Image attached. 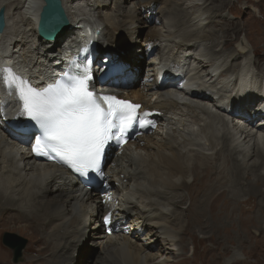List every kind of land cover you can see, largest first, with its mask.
I'll return each mask as SVG.
<instances>
[{"label": "bare ground", "instance_id": "obj_1", "mask_svg": "<svg viewBox=\"0 0 264 264\" xmlns=\"http://www.w3.org/2000/svg\"><path fill=\"white\" fill-rule=\"evenodd\" d=\"M60 1L69 28L61 39L46 42L37 34L43 0H0L5 23L0 69L9 67L40 87L58 68L51 62L62 64L89 32L88 40L96 45L93 69L126 60L103 84L91 83L94 90L162 115L122 149L121 162L132 173L110 167L101 183L89 187L32 155L31 136L14 129L24 116L20 105L0 83V219L19 223L42 217L29 223L34 230L43 228L40 256L32 259L27 252L23 264H87L86 244L100 250L94 264H174L181 252L179 235L191 233L192 225L198 231L227 232L243 195L255 196L258 203L255 211H246L251 217L237 219H253L256 228L264 229V68L247 58L244 41L227 50L224 28L214 26L230 18L209 7L215 0H133L124 11L119 5L125 0ZM225 3L220 0V7ZM150 22L154 25L142 42L116 41V36L139 38ZM210 164L215 170L205 168ZM207 169L221 176L214 183L203 181L201 171ZM111 192L118 198L110 199ZM185 201L189 204L180 209ZM105 214L111 218L108 227L98 220ZM0 264L8 262L1 256Z\"/></svg>", "mask_w": 264, "mask_h": 264}, {"label": "snow or ice", "instance_id": "obj_2", "mask_svg": "<svg viewBox=\"0 0 264 264\" xmlns=\"http://www.w3.org/2000/svg\"><path fill=\"white\" fill-rule=\"evenodd\" d=\"M92 79L87 63L72 64L55 83L39 91L11 69H0L7 94L15 93L21 114L35 125V131L26 126L21 129L35 136L33 153L57 160L78 176L95 172L103 178L106 146L125 141L134 123L141 128L146 124L136 115L140 105L96 93ZM110 223V215L105 216V226Z\"/></svg>", "mask_w": 264, "mask_h": 264}, {"label": "rangeland", "instance_id": "obj_3", "mask_svg": "<svg viewBox=\"0 0 264 264\" xmlns=\"http://www.w3.org/2000/svg\"><path fill=\"white\" fill-rule=\"evenodd\" d=\"M125 1L126 2L124 5H122V4L119 5L123 9V11L130 8V4L133 2V0H125ZM196 2H201V0H196ZM206 2H207V4H211L209 0H207ZM226 2H227V4L225 3V5H223L222 7H220V0H218V1L215 0V1H213L212 5H209V7H213L215 10L216 9L218 10V12L215 11L216 13L223 12V13L227 14L230 18V22H229V20L226 22L224 21L225 24H223L222 26H219V27L214 26V29L219 30L221 27L224 28V34L227 37V39L230 40V41L228 40L226 42L227 45L225 47L227 48V50H231V48L233 47V51H234V46L237 43L244 41L243 43L246 45V50H247L246 51L247 58L249 60H252V61H254V60L257 61V63H258L257 68L259 67L258 68L259 70L263 69L264 68V0H228V1L226 0ZM214 5L217 8H215ZM10 7H13V6L11 5ZM153 25L154 24L152 22L148 23L147 26L145 24V27L142 29L141 35L139 38H137L134 35V37H131L130 39L128 38V39L121 40L120 39L121 37L116 36V41L119 39L120 41H123L125 43L133 44L138 39L142 42L141 39H143L145 37L148 29H150V27H152ZM227 28H229V30L226 32L225 30ZM234 28H236V29H234ZM114 42H115V40L112 41L113 44H114ZM100 51L105 52L103 50H100ZM107 52H109V50ZM132 57H133V55H132ZM122 62H123V60H122ZM121 63H119V65L123 66ZM125 63H126V60L123 62V64H125ZM261 66H262V68H261ZM142 76H143V73L141 72L140 76L138 77V80H141ZM254 105L257 106L258 104L255 103ZM258 120H261V117H258L257 119H255L254 122H256ZM131 149H133V147ZM136 153L137 154H143L142 151H139ZM121 157H122L121 154H118L117 156L113 157L112 160L109 162V164L108 163L106 164V166L104 168V172L108 168L112 167V168H116L118 170L123 169L126 172L132 173L133 169L131 170L129 167H127V165L124 163V161L121 162ZM214 161H218V163L216 165L221 163L220 158H218ZM230 165H231V162L229 161L228 166H230ZM205 168H209L211 170L212 169L211 164L209 165V167L205 166ZM209 169L201 171L202 175H203V181H207L209 183H214L215 178L221 176V171H218V172L216 171L214 173H211ZM212 170H215V169H212ZM262 172H264V171H262ZM109 176H111V175L109 174ZM204 178H206V179H204ZM221 179L224 182L226 181L227 184L229 183V181L226 179L225 176L221 177ZM228 185H230V183ZM193 187L196 188L197 186H194L192 184L191 188L193 189ZM101 192H102L101 194H104V191H101ZM111 193H112L111 196H113V197L117 196L115 192L114 193L111 192ZM180 193H181V195H184L185 198L189 197L188 195H186V193L184 191L179 192V194ZM243 196H245V197H243V198L241 197L242 199H240L241 202L243 201L242 202L243 204L241 203L240 206L237 208V211L235 210L233 212V215L231 217L232 223L230 222L231 226H229L230 228L228 227L227 232H225L223 229H222V231H217V232L215 231V233L211 232V231L208 232L207 230L204 231V229H203V231H198L196 229L197 227L195 225H192V232L191 233L180 234L179 237L181 238V242L178 243V245L180 246V249L178 251L181 250V252L178 255L177 259H175V260L173 259L174 264H186V263L187 264H208V263L209 264H230V263H232V264H243V263L244 264H248V263L249 264L250 263L251 264H264V240H263L264 239V229L261 228L259 230L258 228H256L255 226L257 224L254 223L253 219H251L249 221H239L237 219V216L238 217L241 216L242 218L251 217L252 216L251 214L246 215L245 213L249 209H252V211L253 210L255 211L258 201H257L255 196H248V195L247 196L243 195ZM251 201H254V203H251ZM187 204H189L188 201L185 204L180 205L179 208L180 209L185 208V207H187ZM241 209H243V210L241 211ZM100 215H102V213ZM41 218L42 217L40 216V218H35V219L31 218V219L22 220V221L18 219L16 221H19V223H13V222H11L12 220L10 222H8L5 219H2V217H1V219H0V249H1L0 250V257L1 256L4 257L7 260L8 264H23L25 262L27 252L32 253L31 254L32 259L38 258L40 256V252H38L37 250H39L40 247H42L43 243H44V238H41V236H43V228H41L42 230H39V229L34 230L30 227L29 223L32 220L38 221V219H39V221H40ZM232 218H234V219H232ZM101 219H102V216L98 217V220H100V222H101ZM20 226H22L24 228L20 229ZM28 229H30V230H28ZM5 233L14 234L17 237L25 240V246L22 250L20 261L17 263L13 262L12 250L10 248H8L7 246H5L2 242V236ZM58 234H59V236H58ZM58 234L55 236V238L57 240L59 239V237L60 238L62 237V233H58ZM33 236L36 239L35 240L32 239V241H31V238H33ZM216 239H217V241H216ZM208 240L210 241V243ZM211 240H212V242H211ZM259 240H260V242H259ZM200 241H203L204 243L200 242ZM261 241H263V242H261ZM193 248H194V250H193ZM212 252H214V253H212ZM83 254H84V256H83L84 262H87V264H94V263H96V261L98 260V258L100 256V250L98 247L86 244L83 246ZM241 259H242V261H241ZM38 261L39 260H37L34 263L37 264ZM225 261H227V262H225ZM39 264H41V263L39 262Z\"/></svg>", "mask_w": 264, "mask_h": 264}, {"label": "water", "instance_id": "obj_4", "mask_svg": "<svg viewBox=\"0 0 264 264\" xmlns=\"http://www.w3.org/2000/svg\"><path fill=\"white\" fill-rule=\"evenodd\" d=\"M40 12L39 33L45 39H55L68 29V21L60 0H43ZM4 9H0V33L4 29ZM5 246L13 250V262L20 261L25 240L14 234L5 233L2 239Z\"/></svg>", "mask_w": 264, "mask_h": 264}]
</instances>
